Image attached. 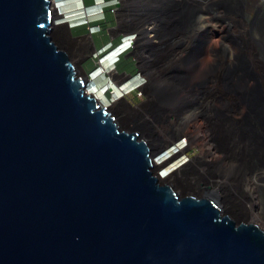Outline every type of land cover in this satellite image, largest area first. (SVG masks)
I'll list each match as a JSON object with an SVG mask.
<instances>
[{
  "label": "water",
  "instance_id": "1",
  "mask_svg": "<svg viewBox=\"0 0 264 264\" xmlns=\"http://www.w3.org/2000/svg\"><path fill=\"white\" fill-rule=\"evenodd\" d=\"M51 1L0 0V264H264L258 226L158 183L55 41L91 35Z\"/></svg>",
  "mask_w": 264,
  "mask_h": 264
},
{
  "label": "bare ground",
  "instance_id": "2",
  "mask_svg": "<svg viewBox=\"0 0 264 264\" xmlns=\"http://www.w3.org/2000/svg\"><path fill=\"white\" fill-rule=\"evenodd\" d=\"M155 1L157 6L170 2ZM216 1L205 0V9L198 7L183 25H173L175 12H153L159 23L155 37L160 43L168 37L175 41L161 43L148 57L143 56L150 51L147 45L138 47L153 86L147 95L153 113L155 110L153 131L145 125L143 130L138 128L139 136L153 158L180 136L193 146L201 141L206 147L200 162L210 167L211 159L215 169L209 179L200 182L193 175L158 174L162 164L153 159L151 171L158 183L171 185L180 195L209 193L221 216H228L236 225L254 224L264 232V11L259 9L247 21L249 0H231L227 8ZM58 8L51 1L53 15ZM55 38L67 51L65 42H71L65 35L58 32ZM79 57L80 53L72 51L78 75L82 73ZM86 93L98 100L92 91ZM115 115L122 129L129 125L127 118ZM157 128L164 133L160 143ZM199 167L202 171L198 172L207 170Z\"/></svg>",
  "mask_w": 264,
  "mask_h": 264
},
{
  "label": "rangeland",
  "instance_id": "3",
  "mask_svg": "<svg viewBox=\"0 0 264 264\" xmlns=\"http://www.w3.org/2000/svg\"><path fill=\"white\" fill-rule=\"evenodd\" d=\"M55 1H57L56 4L59 7L58 8L59 13L63 12L65 14L66 12L69 14L73 9L76 8L75 6L76 3L73 0H55ZM158 1L161 2L162 0H158ZM204 1L205 0H170V2L168 3L169 5L166 2H163L165 6L163 4L161 6H157L156 5L157 2L155 0H150V4L147 6L145 4V0H135V1L130 2L131 4L126 3L128 2V0H120V2L125 5V8L122 11V13H119V11H117L116 13V10H115V14L117 17L116 18L117 24L116 25L109 24L108 26H106L107 32L109 33V36L112 39H114L123 33H129L131 31H136L138 33L139 31L137 35L138 38L136 37L137 41H135L133 51L125 57L127 59L132 57L133 58L132 60L133 61L135 60L136 69L144 73L143 71L144 69H146L147 66L144 60L142 59L143 58L142 53L138 51V47L140 46L143 49L145 45H147L150 51H148L147 53L146 51H144L145 53L143 54V56L148 57L150 52L152 53L154 49L161 46V43L175 41L174 38L168 37L165 40L163 39L164 41L160 43L158 38L155 37L154 29L156 25H159V23L157 21L158 19L153 18V12L155 10L175 12L177 13V16H174L175 18H172V20L174 19L173 21L175 23V24L173 23V25H176V26L183 25L187 20L190 19L191 16L196 14L195 12L198 11L199 9L198 7H200L202 10L205 9V6H203ZM216 2H218L217 4L221 5V8L222 7L227 8L230 5H232L231 0H221V1L217 0ZM249 2L252 5L251 6L249 5V7H246L245 13H246L247 21H251L252 19H254V17L257 14L256 11H258L259 9H262L264 11V0H249ZM128 20H133V22L135 23L133 27L125 28V24H127L126 22H128ZM62 31H65V28H62ZM68 41L71 42V44L68 42H65V47L67 48V52L69 53L72 63H73L72 51H77L78 53H80L79 59H82L81 64H83V62L87 58H90L95 54V50L92 48L93 45L89 37H84L83 39L76 40V41H72L68 39ZM176 70H179V68ZM111 73L113 74L111 79L116 83H122L127 78L126 76H123V75L121 76V74L117 76L115 71H111ZM89 90L92 91L91 89ZM151 91H153V86L151 85V79L148 78L146 85L141 86L140 90H138L135 96L133 95L132 92L127 93V95H125L126 99L130 102V104L133 107H131L129 104L126 103V101L122 99H120L122 101H114V102L104 100L103 104L108 108H112V110L110 111L115 117H116L115 114H118V116L122 118L124 117L127 118L129 125L127 124L123 125L124 129H131V127H136L137 130L138 128L139 129L141 128L143 130L145 129L143 128V126L149 125L148 131L150 130L153 131V114L155 113V110L153 113V105H152V102L149 101L148 95H147L148 93H151ZM124 104L127 105L126 107H128V109H126V107L123 106ZM170 121H172V119H170ZM120 128H123V127H120ZM155 133L157 134L156 136L157 141L160 143L159 140L164 139V133L158 128H157V131H155ZM160 147H161V144L159 146V149ZM172 147H174L173 149L174 152H171L170 153L171 155L166 160L162 162L159 161L162 165H161V168L157 170L158 174H165L167 172L169 174H174L176 177L184 176V178L193 175V176H198L199 178H201L200 182L204 181L205 179H209L210 178L209 176H212L214 174L215 169L212 168L211 159H208L211 168L208 166H206L205 168V163L203 161L200 162L201 156L204 154L203 149L206 146L201 141H199L194 146L190 145L188 141L184 139L183 136H180L177 140L169 144L167 147H164L163 149H161L154 156L153 159L155 160L156 157L169 151ZM181 162H184V164H182L179 168L173 170V168L177 167ZM201 165L204 166L205 169H207L204 173L198 172V171H202L199 167ZM200 185L202 186L201 183Z\"/></svg>",
  "mask_w": 264,
  "mask_h": 264
},
{
  "label": "clouds",
  "instance_id": "4",
  "mask_svg": "<svg viewBox=\"0 0 264 264\" xmlns=\"http://www.w3.org/2000/svg\"><path fill=\"white\" fill-rule=\"evenodd\" d=\"M73 1H75L76 3L75 4L76 8L69 13L70 19L68 18V13L65 12L66 15L63 13L64 20L69 23L70 30L72 27L81 26L82 23L85 22L86 18L90 19V18L102 16L103 10L107 7V3L104 0H97L94 3V5L90 7L83 6L82 4L78 3L77 0H73ZM115 2L116 0H113V3ZM76 17H78L79 19L77 20L74 19ZM126 23L127 24H125V28H131L135 24L133 20H128V22ZM138 33L136 31H131L129 33H123L119 35L121 36L120 43L117 44L115 47L105 51L101 56H99L97 68H95L93 71L87 74L89 79L87 82V89L88 90L91 89L92 92L95 93L101 105L103 104L104 100L111 102L124 100L127 102V104H129L130 102L126 99L125 95L131 92L133 93L138 92L141 86L146 85L149 76L145 71H143L144 73H142L137 70V73L139 74L138 76L134 77L132 75V77L129 80L124 81L122 83H116L111 79V77L113 76L111 71H115V65L118 62L120 56L126 53L127 51H129L131 47L134 49L135 38L137 37ZM88 34L91 35V42L95 49V44L92 39V34L91 33ZM116 75L118 76L119 74L116 73ZM102 79H109V80L106 81V83H104L103 85L99 86L98 83H100ZM107 92L110 93L109 97L106 96ZM172 148L169 151L156 157L155 160L161 162L166 160L171 155L170 153L174 152ZM182 164H184V162H181L177 167L173 168V170L179 168Z\"/></svg>",
  "mask_w": 264,
  "mask_h": 264
},
{
  "label": "trees",
  "instance_id": "5",
  "mask_svg": "<svg viewBox=\"0 0 264 264\" xmlns=\"http://www.w3.org/2000/svg\"><path fill=\"white\" fill-rule=\"evenodd\" d=\"M78 3L82 4L85 7H90L94 5V3L97 0H77ZM107 3V7L103 10V15L94 17V18H86L85 22L82 23L79 27H72L71 32L73 36H79V35H85L88 33L92 34V39L95 44V54L87 58L83 64L82 67L85 70V72L88 74L91 71H93L98 66V58L101 56L105 51L115 47L117 44L120 43L121 36H118L114 39H112L109 36V33L107 32V28L102 26V23L106 21L109 16L112 14L111 7L113 3V0H104ZM110 1V2H109ZM133 48L131 47L129 51L124 53L120 56L118 62L115 65V71L117 74H130L134 77L138 76L137 69L135 67V60L133 61L131 58H126ZM109 79H102L100 83H98L99 86L103 85L108 81ZM133 93V92H132ZM137 92H134L133 95L135 96ZM107 97L110 96V93L107 92ZM174 149V148H172Z\"/></svg>",
  "mask_w": 264,
  "mask_h": 264
},
{
  "label": "flooded vegetation",
  "instance_id": "6",
  "mask_svg": "<svg viewBox=\"0 0 264 264\" xmlns=\"http://www.w3.org/2000/svg\"><path fill=\"white\" fill-rule=\"evenodd\" d=\"M132 1H135V0H128V2H126V3L127 4H131L130 2H132ZM116 4H117L116 2L112 4V7H111V12H112L111 17L108 20V22L104 21L102 23V26L103 27H106L109 24H114V25L117 24V21H116V18L117 17H116V14H115V10H116V13H117V11H119V13H122V11L125 8V5L123 3H121L120 0H118V4L119 5L117 6ZM145 4L148 6L150 4V0H145ZM137 38H138V36H137ZM137 38H135V41H137Z\"/></svg>",
  "mask_w": 264,
  "mask_h": 264
},
{
  "label": "crops",
  "instance_id": "7",
  "mask_svg": "<svg viewBox=\"0 0 264 264\" xmlns=\"http://www.w3.org/2000/svg\"><path fill=\"white\" fill-rule=\"evenodd\" d=\"M109 2H110V1H109ZM111 4H113V3H111ZM68 15H69V14H68ZM110 17H111V15H110V16H109V18L106 20V22H108V20L110 19ZM68 18L70 19V17H69V16H68ZM69 19H68V20H69ZM74 19H76V20H77V19H79V18H78V17H76V18H74ZM126 79H127V78H126ZM126 79H125V80H126Z\"/></svg>",
  "mask_w": 264,
  "mask_h": 264
}]
</instances>
